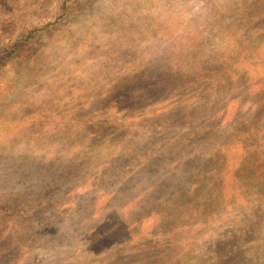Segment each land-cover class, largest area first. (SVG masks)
<instances>
[{
  "label": "rangeland",
  "instance_id": "374dc122",
  "mask_svg": "<svg viewBox=\"0 0 264 264\" xmlns=\"http://www.w3.org/2000/svg\"><path fill=\"white\" fill-rule=\"evenodd\" d=\"M63 1L0 0V49L40 29L0 70V264H264V0Z\"/></svg>",
  "mask_w": 264,
  "mask_h": 264
},
{
  "label": "trees",
  "instance_id": "16d2710c",
  "mask_svg": "<svg viewBox=\"0 0 264 264\" xmlns=\"http://www.w3.org/2000/svg\"><path fill=\"white\" fill-rule=\"evenodd\" d=\"M69 1L73 0L63 1V9L66 8L65 4ZM4 31L5 29L2 28V23L0 22V33ZM39 32V28H31L26 33L22 34L19 38L14 39V41L8 47L0 49V70H2L8 64L10 65L14 62H19L26 59L31 51V42L37 39ZM0 40L4 41L3 39Z\"/></svg>",
  "mask_w": 264,
  "mask_h": 264
}]
</instances>
